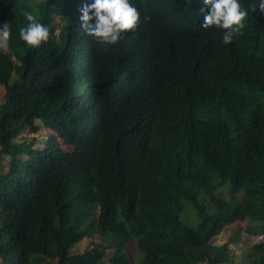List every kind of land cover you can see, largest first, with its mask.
Masks as SVG:
<instances>
[{
	"label": "trees",
	"instance_id": "trees-1",
	"mask_svg": "<svg viewBox=\"0 0 264 264\" xmlns=\"http://www.w3.org/2000/svg\"><path fill=\"white\" fill-rule=\"evenodd\" d=\"M83 3L0 0L10 28L0 47L4 264H133L132 236L140 264H234L229 242H213L226 227L264 236V14L250 11L223 44L222 30L201 27L203 0H131L143 34L112 44L81 28ZM55 7L66 13L58 26ZM25 11L48 26L47 42L19 39ZM38 121L51 129L44 147L17 140ZM186 203L195 225L181 219ZM244 253L264 264V241Z\"/></svg>",
	"mask_w": 264,
	"mask_h": 264
},
{
	"label": "clouds",
	"instance_id": "clouds-1",
	"mask_svg": "<svg viewBox=\"0 0 264 264\" xmlns=\"http://www.w3.org/2000/svg\"><path fill=\"white\" fill-rule=\"evenodd\" d=\"M203 3L206 14L203 16L201 27L207 28L214 25L222 30L221 42L223 44H229L241 31L250 11H259L264 14V0H252L247 9L242 7L241 0H203ZM33 9L36 8L33 7ZM204 9H201V12H204ZM79 11L81 28L87 35L101 42L114 44L125 32L135 30V28L143 34L144 9L142 7L137 10L131 0H85ZM62 12H64L62 8L55 7L53 14L55 20L52 21L54 25L64 23L66 13L62 15ZM57 15H61L59 20L56 19ZM23 16L28 23L19 28V39L33 47L39 46L41 42H47L49 39L48 26L37 22L32 12L25 11ZM56 33H60V28L56 29ZM9 37V25L4 22L0 24V47L9 45ZM147 39L153 45L150 32Z\"/></svg>",
	"mask_w": 264,
	"mask_h": 264
},
{
	"label": "rangeland",
	"instance_id": "rangeland-1",
	"mask_svg": "<svg viewBox=\"0 0 264 264\" xmlns=\"http://www.w3.org/2000/svg\"><path fill=\"white\" fill-rule=\"evenodd\" d=\"M33 7L36 8V5L33 4ZM62 15H65L64 12H62ZM61 15H57L56 19H60ZM9 45L7 44L6 47H4L5 49H8ZM5 93H6V89L3 85H0V103L3 101L4 97H5ZM38 124L41 125V122L38 121ZM51 135V129H49L48 127H44L41 126L40 130H38L37 132H32L29 130V128H25L23 129V131L21 132V134L17 137V140H27V141H31L33 142V147H44V145L46 144V142L48 141L49 136ZM72 147H68V149H71ZM25 158V156H24ZM9 156H2V169H3V173H6V171H8V163H9ZM4 166V167H3ZM1 170V169H0ZM220 193L224 194L225 196H227V189L225 187H222L219 189ZM201 200L203 201V203L210 207V203L208 201V199L204 196H201ZM181 219L190 224V225H195L197 224V222L199 221L198 219V215L195 211V209H193V207L191 205H189L188 203H186L185 205V209L181 212ZM240 224H236L234 226H228L226 227L222 233L216 237L213 242L215 244H223L225 242H229V247L234 251L236 257L234 259V264H247V259H246V255H245V251L252 246L255 243L264 241V236H257L254 237L250 234H248L246 231L244 230H240ZM239 231L240 234H237ZM232 237H240V241L238 243H234L231 242ZM111 237L110 235L106 236L105 240H109ZM100 241V235L95 236L94 238H90L87 237L85 239H83L81 242L75 244L72 249L71 252L72 253H79V252H83L84 250L91 248V246L95 243ZM125 251L126 253L130 256L131 260L133 261V264H140L142 258H143V254L141 252V250L139 249L138 246V237L137 236H132L131 239L128 241V243L126 244L125 247ZM108 253H110V251H108ZM0 264H4L2 258L0 257ZM202 264H207L206 262L202 263Z\"/></svg>",
	"mask_w": 264,
	"mask_h": 264
}]
</instances>
